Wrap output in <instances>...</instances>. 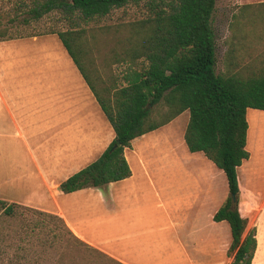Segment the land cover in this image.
<instances>
[{
	"label": "crops",
	"instance_id": "1",
	"mask_svg": "<svg viewBox=\"0 0 264 264\" xmlns=\"http://www.w3.org/2000/svg\"><path fill=\"white\" fill-rule=\"evenodd\" d=\"M181 114L125 147L129 177L64 193L60 184L96 160L115 130L60 38L0 41V198L62 215L86 242L126 264H141L133 256L137 244H145L141 233L149 230L141 226L158 223L165 233L168 225L144 197L168 195L181 209L195 211L188 223H175L184 234L180 253L201 258L219 249L231 264L230 223L214 220L204 228L200 219L206 207L214 219L230 195L228 178L211 160L218 169H212L208 188L201 187L206 171L199 173L198 163L208 157L189 150L187 125L173 126ZM251 117L259 121L256 128ZM247 120L250 156L238 166V206L249 221L246 232L256 228L251 264H264V110L249 107ZM163 249L173 252L166 244Z\"/></svg>",
	"mask_w": 264,
	"mask_h": 264
},
{
	"label": "trees",
	"instance_id": "2",
	"mask_svg": "<svg viewBox=\"0 0 264 264\" xmlns=\"http://www.w3.org/2000/svg\"><path fill=\"white\" fill-rule=\"evenodd\" d=\"M145 2L151 15L141 20L132 54L144 57L147 64L125 75L126 83L113 93L102 95L84 70L74 50L83 55L80 45V21L104 17L113 9ZM217 0H32L25 9L32 19L50 12H60L71 22V28L56 33L68 50L111 122L116 136L93 162L72 174L60 184L64 193L86 187H106L110 182L129 177L131 167L124 149L131 141L170 122L185 110L190 117L185 141L190 151H202L228 178L230 195L214 214L215 221L230 223L232 242L228 254L231 264H251L257 247L256 228L248 227V218L239 210L238 166L250 156L247 144V109L264 110V58L262 65L250 74L233 69L217 73L216 31L212 23ZM21 3L20 7H23ZM26 5V4H25ZM30 18H27L30 19ZM2 24L0 41L17 38ZM153 106H164L160 120L153 118ZM119 144L114 147V145ZM17 207H25L45 217H38L27 227L46 229L55 247L65 243L91 247L116 264L123 262L100 252L99 248L80 238L62 215L0 198V217H15ZM59 224L51 226V220ZM61 225V227H58ZM65 228V231H62ZM66 232V234H65ZM62 243V244H61ZM102 251V250H101Z\"/></svg>",
	"mask_w": 264,
	"mask_h": 264
},
{
	"label": "rangeland",
	"instance_id": "3",
	"mask_svg": "<svg viewBox=\"0 0 264 264\" xmlns=\"http://www.w3.org/2000/svg\"><path fill=\"white\" fill-rule=\"evenodd\" d=\"M31 1L0 0L2 24L9 28L13 35L18 36L17 38L33 39L36 36L50 34L59 40L56 32L71 28V22L65 19L60 12L47 13L40 19L30 18L25 9L29 7ZM21 3H24L23 7H20ZM150 15L151 12L143 1L139 4L131 3L122 8L113 9L104 17L79 22L78 29L81 30L80 45L83 55L78 49H75L74 53L102 95L106 94V91L109 94L113 93L116 88L126 83L125 75L129 71L142 68L147 64L144 57H134L131 50L136 31L139 29L138 23ZM27 18L30 19L27 20ZM212 23L216 31L217 73L223 74L233 69L232 62L237 65L234 69L244 74H250L262 65L264 0H217ZM153 108V118L160 120L162 114L165 113V107L153 106ZM189 114V111H185L174 121L173 126H186ZM251 121L255 128L259 125L255 117H251ZM167 134H170V130ZM206 160L207 162L198 163L199 173L206 171L200 175L201 177L199 176L201 187L204 189L208 188L210 177L214 170L218 169L210 165L211 160L208 158ZM212 169H214L213 173ZM144 199L153 211L162 213L160 214L161 219L165 214L168 225L165 233L159 229L158 223L141 226L140 231L149 230L141 233L143 235L140 241L145 244L138 243L135 249L132 248L134 259L139 260L141 264L227 263V254L219 249L201 258H193L180 253L181 236L184 234L181 228L177 229L175 223L178 220H185L188 223L195 211L181 209L179 204L174 202L175 198L168 195L167 198L149 196ZM17 211L18 215L15 217L5 215L0 217V264H116L108 257L91 250V247L87 248L80 243H65L66 235L61 241L65 244L64 246L50 247L48 243L53 240V237L46 229L38 227L33 231L27 227L38 217L45 216L25 207H17ZM211 215L212 210L209 208L201 210L200 219L203 221L204 228L208 226L206 223L215 222ZM50 222L51 226L59 224L56 219ZM62 231H65V228H62ZM165 244L173 252H166L163 249ZM100 252L103 251L100 250ZM105 254L114 258L108 253Z\"/></svg>",
	"mask_w": 264,
	"mask_h": 264
},
{
	"label": "water",
	"instance_id": "4",
	"mask_svg": "<svg viewBox=\"0 0 264 264\" xmlns=\"http://www.w3.org/2000/svg\"><path fill=\"white\" fill-rule=\"evenodd\" d=\"M118 144H119V142H117V143L114 145V147H116ZM232 198H233V201H234V202H237L238 197H237V195H236L235 193L232 194Z\"/></svg>",
	"mask_w": 264,
	"mask_h": 264
}]
</instances>
